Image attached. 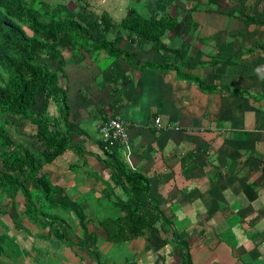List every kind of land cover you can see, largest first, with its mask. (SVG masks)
Masks as SVG:
<instances>
[{"label": "crops", "instance_id": "0c3cea01", "mask_svg": "<svg viewBox=\"0 0 264 264\" xmlns=\"http://www.w3.org/2000/svg\"><path fill=\"white\" fill-rule=\"evenodd\" d=\"M190 2L198 10L185 11L188 28L179 23L162 39L169 52L116 45L140 66L112 62L105 51H63L60 84L81 152L43 164L39 176L55 191L38 203L43 194L29 187L35 214L23 192L0 188V264H264V0H226L218 13L207 0ZM188 75L224 90L204 92ZM37 107L45 109L43 96ZM47 115L60 116L55 103ZM109 118L130 126V161L123 149L115 161L105 152L98 126ZM11 120L8 130L39 158L46 147L38 125ZM119 161L147 178L164 217L133 238L118 228L137 206L112 170Z\"/></svg>", "mask_w": 264, "mask_h": 264}, {"label": "trees", "instance_id": "16d2710c", "mask_svg": "<svg viewBox=\"0 0 264 264\" xmlns=\"http://www.w3.org/2000/svg\"><path fill=\"white\" fill-rule=\"evenodd\" d=\"M207 3L210 7H218L222 6L223 0H207ZM183 10L195 12L198 8L196 5ZM159 11H150L144 16L131 9L117 24L105 12L97 15L79 11L71 16L63 5L53 6L44 0H0V188L12 193L23 192L32 213H37L38 209L33 193H29L30 186L36 190V195L40 196L39 192L43 194L40 196L43 200L39 198L38 203L47 202L55 191L48 179L39 176L43 164L53 163L72 148L81 152L80 145L72 142V132L76 129L69 121L68 89L60 84L65 75L63 51L77 58L92 50L105 51L112 62L124 58L134 66H140L141 62L135 54L116 45L129 41L151 45L157 52H169L162 39L167 32L175 31L180 22L176 13L161 15ZM245 21L254 23L247 18ZM112 30L116 31V35L110 39ZM51 62H61L60 70L53 69ZM159 66H155L156 69L163 67ZM143 68L149 67L145 65ZM187 77L185 79L204 92L224 90L208 86L196 77ZM42 96L45 109L34 113ZM51 103L59 109L60 116L57 118L50 119L47 115ZM11 117L31 118L38 125L40 130L36 138L46 147L39 158L28 147L15 144L8 131ZM118 150L114 148L109 153L105 149V152L111 161H115ZM112 170L117 175L116 179L121 182L126 179L127 191L137 204L128 209L126 218L118 225L119 231L133 238L153 230L164 217L152 203L147 178L141 173L128 171L120 161ZM74 209L78 208L73 206ZM184 246L180 244L179 247L183 249Z\"/></svg>", "mask_w": 264, "mask_h": 264}, {"label": "rangeland", "instance_id": "374dc122", "mask_svg": "<svg viewBox=\"0 0 264 264\" xmlns=\"http://www.w3.org/2000/svg\"><path fill=\"white\" fill-rule=\"evenodd\" d=\"M30 1V0H28ZM45 3L53 5V6H58V5H63L65 8L68 9L69 15L75 16L79 11H85V13L88 14H97V15H102L104 12L107 13L110 18L117 24H120L121 21L126 17V14L129 12V10H136V14H141L144 16H147L150 11L154 10H160L159 12L162 14H171V15H176L178 21L180 22V28H188V24L186 23L188 21L187 13L183 9H188L194 5V3L191 4L190 0H44ZM194 2V1H193ZM225 6V7H223ZM213 8L212 13H218V7L216 6H211ZM224 9H226V0H224L223 5L221 6ZM176 13V14H175ZM197 15L201 18H209V16H212L214 14H205L202 13V15ZM195 15L194 17L196 18ZM209 15V16H208ZM219 27H222L221 25H218ZM216 28L217 26H213ZM116 35V31L112 30L110 33V39H113ZM140 45V43H139ZM77 58V57H74ZM110 62L104 63V65H108ZM1 70V68H0ZM41 100H39L40 102ZM41 103V102H40ZM41 104L37 107V110L40 111ZM95 125H92L88 128L90 132H93L95 129ZM9 129V128H8ZM11 134V136L15 140L16 143L19 146H22V134L18 135H12L13 130H8ZM96 133V132H94ZM100 135H97V138H99ZM18 141V142H17ZM28 146V145H27ZM13 150L14 147H11ZM32 151V150H31ZM67 161L69 163L71 160H69L68 156H65L64 161ZM65 164V163H64ZM119 228V227H118Z\"/></svg>", "mask_w": 264, "mask_h": 264}, {"label": "built area", "instance_id": "2783aa9c", "mask_svg": "<svg viewBox=\"0 0 264 264\" xmlns=\"http://www.w3.org/2000/svg\"><path fill=\"white\" fill-rule=\"evenodd\" d=\"M163 125H159L162 128ZM101 135V143L106 151L112 153L114 148L123 149L130 161L132 157V141L130 137V126L120 118H109L98 126ZM179 130V128H176Z\"/></svg>", "mask_w": 264, "mask_h": 264}]
</instances>
